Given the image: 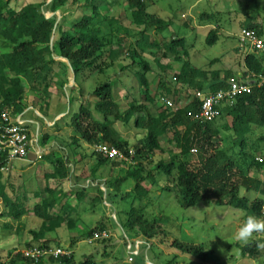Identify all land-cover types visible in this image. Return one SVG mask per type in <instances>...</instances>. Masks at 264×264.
Listing matches in <instances>:
<instances>
[{
    "label": "rangeland",
    "instance_id": "obj_1",
    "mask_svg": "<svg viewBox=\"0 0 264 264\" xmlns=\"http://www.w3.org/2000/svg\"><path fill=\"white\" fill-rule=\"evenodd\" d=\"M26 1L17 0L12 6L20 9ZM28 1L40 3L42 0ZM145 2L149 14L171 22L162 34L155 29L150 32L151 41L156 42L158 47L148 48L145 52L140 51L136 41L140 40L139 33L144 28L132 23L131 11L126 0H96V5L100 6V11L107 17L108 22L113 21V26L105 28L106 32H112L114 43L111 48L120 49L121 45L122 56L104 74H93L84 81L82 76H78L76 85L70 63L59 59L58 61L64 63L67 71L62 73V76L65 75L64 79L59 78L50 83L47 94L42 89H34L26 80L23 81L25 86L21 101L23 113L17 115L22 114V120L28 123L29 131L38 140L44 158L39 161L36 152L31 150L25 160H15L7 165V169L2 170L1 182L7 185L8 197L14 198L16 194L21 197L26 196L27 209L32 211L34 206L41 204L42 199H51L46 187L50 183L54 186L55 181L50 179L54 175V170L48 157L54 161L58 158L68 160V176L64 181L63 189L71 193V196L59 197L61 202L52 208L50 214L54 217L59 215L64 218L70 217L73 219V226L71 227L70 220L65 218L63 225L55 232L48 233L46 239L53 241V247L60 245L72 249L77 264L85 257H92L96 264H203L171 248L170 244L175 240L202 245L207 250L213 251L220 260L218 264H264V254L258 260L243 258L240 250L232 246L240 243L235 240V233L245 222L243 212L205 202L195 208L185 209L179 202L175 183L157 172H155L156 184H152L150 180L144 183L149 194L143 200L135 199V195L130 199H122L123 195H132L135 186L132 180L121 186L120 192L110 187L114 179L126 176L122 167L113 170L111 164H107L92 174L93 168L97 165V158L92 155L93 147L81 140L70 122L82 104L94 108L96 101L92 93L97 87L107 82L113 83L114 98L120 106L121 113L134 111L128 125L111 119V128L115 133L134 147L146 138L148 133V128L136 126L135 121L146 118L149 112L152 117H157L162 109H166L161 101V98L165 97L163 90L158 88L160 80L167 89L176 92L178 96L171 95L168 96L169 99L176 105L184 106L197 91L179 80L184 61L189 60L192 68L209 72L233 70L235 76H244V58L252 50L248 46H242L240 24L247 23L251 17L257 18L255 23L262 25L264 38V0H258L257 10L247 9L241 0H145ZM83 5L69 4L60 12L47 15V18L57 16L53 41L59 34L57 33L59 24L68 30L73 22L84 14H91V10L83 8ZM205 13L214 14V18L201 20L200 16ZM218 27H220L219 40L215 45L208 46L206 38L209 32ZM173 37L187 40L188 59L183 56V50H178L180 62L164 56L165 44ZM135 51L141 55L135 59L136 65H139L142 59L150 63V71L147 73L149 89L152 97L158 95L152 101L145 99L142 94L143 88L136 77L141 68L133 65L129 55ZM5 52L8 50L0 48V53ZM261 55L264 56V53ZM65 79L66 83H64ZM140 105L145 107L141 113L136 110ZM96 117L101 120L98 115ZM224 118L223 121L218 119L216 122L221 129V135L216 142L239 160L240 166H243L244 162L239 159V148L234 147L239 138L231 130L224 128V125L232 123V119ZM44 136L48 137L45 142L42 141ZM263 136L264 128H252L245 149L247 155L263 157ZM75 138L80 139L79 144H74ZM159 142L161 150L147 157H136V161L142 165L144 176H147L149 171L153 173L160 161L169 159L170 153L179 152L170 127H167L160 136ZM243 160L249 162L248 158ZM193 165H198L196 156L193 158ZM251 174L264 181V172L255 170ZM166 186L169 188L165 189ZM39 192L42 195L38 196ZM78 193H82L81 196L85 197L79 200ZM242 196L254 199L258 195L242 190ZM66 204L69 205L68 209L62 210V205ZM132 208L137 210L143 208L149 220L161 221L167 235L166 238H161L164 243L161 239L150 241L137 237L124 228L127 212ZM7 211L8 208L0 197V254L13 255L16 252H24L28 244L37 246L39 241L34 240L32 233H39L43 220L30 213L15 221L6 217ZM101 223L105 227L107 237L87 243L85 234ZM253 238L264 241V235L254 234ZM133 251L140 253L135 255Z\"/></svg>",
    "mask_w": 264,
    "mask_h": 264
},
{
    "label": "trees",
    "instance_id": "obj_2",
    "mask_svg": "<svg viewBox=\"0 0 264 264\" xmlns=\"http://www.w3.org/2000/svg\"><path fill=\"white\" fill-rule=\"evenodd\" d=\"M16 1L0 0V48L8 50L3 54L0 53V113L6 109H12L14 114L23 113L21 101L25 93L24 80L30 83L34 89H42L47 94L51 82L59 78L64 79L65 75L62 76V73L67 70L64 63L58 61L59 59L70 63L71 74L76 85L78 76H82V81H84L93 74H104L122 56L121 45L119 46L120 49L111 48L112 43H114L112 32H106L105 28L113 26V21L108 22L107 17L101 13L100 6L96 5V0H49L50 2L42 0L40 3L27 0L20 9L13 8L12 3ZM241 1L249 10L259 9L258 0ZM78 3L84 4L83 8L90 9L91 14H84L79 20L73 22L72 27L68 30L59 24L57 27L59 34L53 41L57 16L47 18V15L60 12L69 4ZM126 3L131 11L132 23L144 28L139 33L140 40L136 41L140 51L145 52L148 48L158 47L156 42L151 41L150 32L155 29L162 34L171 22H166L156 15L149 14L145 0H126ZM213 18L214 14L205 13L200 16L203 21ZM256 19L251 17L247 23H241V32L244 29H249L262 37L263 27L255 23ZM219 31L220 27L209 32L206 38L208 46L217 43ZM186 41L185 38L180 37L170 39V42L165 44L164 56L172 57L180 62L181 57L178 53L183 50V56L188 59ZM263 53L252 51L245 55L244 76H235L233 70H225L224 72L212 70L209 72L192 68L190 61L186 60L182 64L179 80H182L188 87L196 89V92L204 94L225 91L229 88L228 83L232 78L243 83L253 79L264 80V56L261 55ZM129 55L133 60V65L141 68L136 77L143 88L142 94L146 100L152 101L158 95L152 97L150 93L147 77V73L150 71V63L142 59L138 63L139 65H136L135 59L141 57L138 55V51L129 53ZM55 67L57 68L56 71ZM66 82L65 79L64 83ZM158 88L163 90L164 95H161L165 98L169 99L168 96L171 95L177 96L176 92L167 89L161 80ZM113 92V83L107 82L100 85L92 93L96 101L94 108L82 104L79 111L71 118L70 123L75 133L87 145L93 147L92 155L97 158V165L93 168L92 174L107 164H111L113 170L122 167L121 169L126 172V176L114 179L110 187L120 192V187L132 180L135 183L132 195H123L122 199H130L135 195V199L143 200L149 194L144 183L146 180H150L152 184H156L155 172H157L175 183L179 202L185 209L195 208L198 204L205 202L213 206L231 207L239 210L244 213L245 220L248 215L264 219V181L251 174L255 170L264 172V160L262 163L258 162L253 154L247 155L245 150L248 145V135L252 132V128H264V84L262 86L255 84L250 94L239 96L232 106L222 109L221 116L218 118L221 121L225 119L224 117L232 119V123L224 125V128L231 130L239 138L234 147L239 148V159L244 162L243 166H240L239 160L231 156L229 151L222 149L216 142V139L221 135V129L216 125L218 119L200 123L189 116L190 113H197L201 105L194 93L190 101L184 106L174 103V108L162 109L157 117H152L149 112L146 118L137 119L135 125L148 128V133L146 138L132 147L128 141L120 139L111 128V119L122 121L128 125L134 111L121 113ZM144 109V105H140L136 110L141 113ZM96 115L101 120L97 119ZM167 127L173 130L179 152L170 153L169 159L160 161L153 173L149 171L147 176H144L142 165L136 161V157H147L161 150L159 138ZM47 139L48 137L44 136L42 141L45 142ZM79 143L80 139L75 138L74 144ZM100 144L113 146L126 156H129V151L133 150L134 164L124 160L109 159L97 153L95 147ZM194 156H196L198 165H193ZM245 158H248L249 162L243 160ZM48 160L52 162L54 170V175L50 179L55 181L54 186L50 183L46 187V192L49 193L51 199H42L41 204L34 206L32 211H29L26 196L21 197L16 194L14 198L8 197L7 185L1 182L3 178L2 169L8 164L4 157H0V197L8 208L6 217L19 221L23 216L31 213L44 222L39 233H32L35 237L34 240L39 241L38 245L28 244L25 250L61 248L65 254L57 258L42 256L38 259H30L23 252H16L13 255L0 254V264H77L72 249L60 245L53 247V241L46 239L47 234L59 229L66 218L60 215L56 217L51 215L52 208L61 202L59 197L71 196V193L65 192L63 189L64 181L67 180L68 176V160L58 158L54 161L50 157ZM164 188L168 189L169 186ZM242 190L247 193L254 192L258 196L254 199L242 196ZM81 194H77L79 200L85 197ZM37 195L42 194L39 192ZM62 206V210H64L65 208L68 209L67 206L69 205ZM66 220H70L69 225L72 227L73 219L67 217ZM124 228L137 237L150 241H156L167 236L161 221L158 219L149 220L145 216L143 208L140 210L132 208L127 212V222ZM86 234L87 243L103 240L105 237L102 235L106 234L105 227L101 223ZM96 234L99 235L98 238L95 237ZM161 242H163L162 239ZM257 243H264V241L260 238H252L247 245L235 243L232 246L240 250L243 258L258 260L263 256L264 250L259 249L256 246ZM170 246L179 253L188 255L203 264H218L220 262L213 251L207 250L202 245L187 244L175 240ZM78 264H96V262L92 257H85Z\"/></svg>",
    "mask_w": 264,
    "mask_h": 264
},
{
    "label": "built area",
    "instance_id": "obj_3",
    "mask_svg": "<svg viewBox=\"0 0 264 264\" xmlns=\"http://www.w3.org/2000/svg\"><path fill=\"white\" fill-rule=\"evenodd\" d=\"M241 36L242 46H248L252 51L258 53L264 52V38L257 35L255 31L244 29L241 32ZM255 84L262 86L264 80L253 79L243 83L236 78H232L228 83L229 88L225 91H219L214 94L195 92L194 96L199 99L201 105L197 113H190L189 116L200 123L212 122L221 116L223 108L232 106L239 96L250 94ZM161 101L167 109L175 107L174 102L168 98L162 97ZM21 115L14 114L12 109L3 110L0 113V157L6 158L8 164L15 160H25L31 150L36 152L39 161L44 158V153L39 146L38 140L30 133L28 123L22 120ZM95 151L109 159L124 160L134 164L135 155L133 150L129 151V156H126L113 146L100 144L95 147ZM256 160L262 163L264 158L257 157ZM7 167L2 170L7 169ZM98 236L96 234L95 237L98 238ZM102 236L106 237L107 234ZM136 247L138 248V245ZM23 253L30 259H38L42 256L57 258L65 254L61 248L55 250H25ZM132 253L137 254L135 251Z\"/></svg>",
    "mask_w": 264,
    "mask_h": 264
},
{
    "label": "clouds",
    "instance_id": "obj_4",
    "mask_svg": "<svg viewBox=\"0 0 264 264\" xmlns=\"http://www.w3.org/2000/svg\"><path fill=\"white\" fill-rule=\"evenodd\" d=\"M254 234L264 235V219L248 215L243 225L236 231L235 240L247 245L252 240ZM256 246L264 250V243H257Z\"/></svg>",
    "mask_w": 264,
    "mask_h": 264
}]
</instances>
